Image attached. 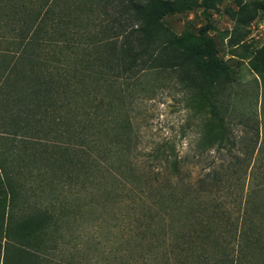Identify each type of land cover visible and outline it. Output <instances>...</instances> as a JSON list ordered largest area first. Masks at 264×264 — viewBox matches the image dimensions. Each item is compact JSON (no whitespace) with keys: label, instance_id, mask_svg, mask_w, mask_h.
<instances>
[{"label":"trees","instance_id":"obj_1","mask_svg":"<svg viewBox=\"0 0 264 264\" xmlns=\"http://www.w3.org/2000/svg\"><path fill=\"white\" fill-rule=\"evenodd\" d=\"M179 10L0 0V264H264V134L233 135L235 78L203 29L162 25ZM150 75L174 80L197 119L190 155L156 148L153 174L133 161L126 113ZM189 164L200 173L184 175ZM96 188L102 207L123 209L117 238L98 218L79 227L73 203L81 191L96 201Z\"/></svg>","mask_w":264,"mask_h":264},{"label":"rangeland","instance_id":"obj_2","mask_svg":"<svg viewBox=\"0 0 264 264\" xmlns=\"http://www.w3.org/2000/svg\"><path fill=\"white\" fill-rule=\"evenodd\" d=\"M180 10L163 17L162 25L176 36L195 38L200 29L216 46L218 58L228 65L235 82L228 88L231 94L228 120L233 135L256 139L264 134V0H173ZM149 76L143 89L132 92L126 106L134 135L132 158L139 171L150 174L161 170L153 160L156 148L164 154L190 155L197 139V119L186 106V93L174 80L160 81ZM227 92L224 84L219 93ZM260 128L257 130V125ZM237 151L235 147L232 152ZM216 156L217 152L210 150ZM191 175L200 173V165L182 169ZM102 189L96 188V201H90L89 191H81L73 205L78 204L83 221L81 231L87 232L94 218L102 222V234L117 238L116 219L123 209L119 205L101 206ZM81 233V232H80ZM125 239V237H124ZM88 248H89V244ZM86 245V246H87ZM139 250V249H136Z\"/></svg>","mask_w":264,"mask_h":264}]
</instances>
